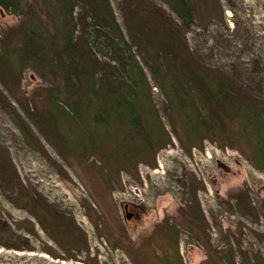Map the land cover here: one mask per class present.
Instances as JSON below:
<instances>
[{
  "label": "rangeland",
  "instance_id": "rangeland-1",
  "mask_svg": "<svg viewBox=\"0 0 264 264\" xmlns=\"http://www.w3.org/2000/svg\"><path fill=\"white\" fill-rule=\"evenodd\" d=\"M110 1L125 30L133 6ZM190 1L194 22L181 28L163 0H144L181 26L203 77L231 86L237 117L220 134L212 120L188 125L144 65L162 130L155 147L129 126L93 127L87 136L105 140L90 151L81 127L57 119L52 85L13 68L24 19L0 7V264H264V163L255 160L264 151V0ZM252 102L255 123L242 110ZM35 114L62 127L68 152Z\"/></svg>",
  "mask_w": 264,
  "mask_h": 264
},
{
  "label": "trees",
  "instance_id": "trees-1",
  "mask_svg": "<svg viewBox=\"0 0 264 264\" xmlns=\"http://www.w3.org/2000/svg\"><path fill=\"white\" fill-rule=\"evenodd\" d=\"M163 1L182 27L159 9H147L144 0H129L128 6L133 8L125 9V30L110 0H0V7L24 19L19 44L10 55L13 68L20 73L31 68L52 85L53 111L60 122L81 127L84 151L96 149L95 144L105 140L103 135H95L93 140L87 136L93 127L121 131L119 128L129 126L140 134L147 147H155L162 130L144 65L159 81L164 94L178 106L188 125L198 120L205 127L207 120H212L209 128H219L220 134L226 129V122L237 117L240 102L229 96L231 86L212 82L199 73L197 60L178 30L194 22L193 4L190 0ZM6 59L7 54L0 52V60ZM2 77L0 74V81L5 83ZM192 104L197 112H193ZM256 107L252 102L243 108V116L252 118ZM114 108L124 111L112 113ZM35 115L32 120L40 132L55 138L61 154L68 152L70 147L61 133L62 127L51 128ZM149 115L158 128H152ZM18 125L34 144L31 127L19 120ZM256 128L262 143L260 124ZM255 160L264 163V151ZM36 202L38 207L47 205Z\"/></svg>",
  "mask_w": 264,
  "mask_h": 264
}]
</instances>
